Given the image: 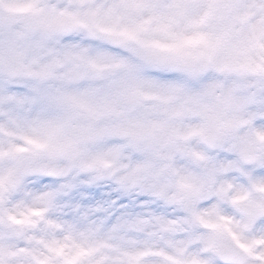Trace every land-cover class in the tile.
I'll list each match as a JSON object with an SVG mask.
<instances>
[{"label": "snow or ice", "instance_id": "6c2138e0", "mask_svg": "<svg viewBox=\"0 0 264 264\" xmlns=\"http://www.w3.org/2000/svg\"><path fill=\"white\" fill-rule=\"evenodd\" d=\"M0 264H264V0H0Z\"/></svg>", "mask_w": 264, "mask_h": 264}]
</instances>
